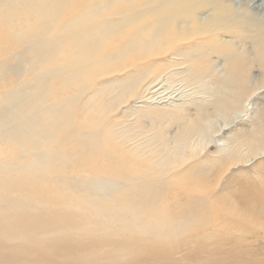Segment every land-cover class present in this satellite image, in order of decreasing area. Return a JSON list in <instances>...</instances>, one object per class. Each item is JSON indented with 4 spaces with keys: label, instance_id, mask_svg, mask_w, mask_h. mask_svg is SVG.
<instances>
[{
    "label": "rangeland",
    "instance_id": "rangeland-1",
    "mask_svg": "<svg viewBox=\"0 0 264 264\" xmlns=\"http://www.w3.org/2000/svg\"><path fill=\"white\" fill-rule=\"evenodd\" d=\"M94 2L0 0V180L40 177L42 194L62 193L60 209L68 203L83 227L48 230L46 244L73 241L62 237L66 233L83 235L98 245L84 264H264L263 39L258 32L245 41L221 35L235 42L242 59L216 52L205 60L211 69L198 74L190 66L195 46L180 47L177 56L147 57L136 39H121L120 21L129 13L111 11L124 0ZM229 2L247 10L248 0ZM135 14L139 22L140 11ZM250 18L248 29H255ZM56 114L65 115L66 128L82 118L96 121L61 142L80 145L86 155H62L69 166L58 180L43 168L52 158L25 148L29 134L42 146V128L50 133ZM106 144L124 150L122 160L121 150L108 153L122 170L104 166ZM5 194L0 185L3 206ZM44 201L33 213L59 208ZM18 207L13 213L29 211V205ZM35 247L43 251L44 241Z\"/></svg>",
    "mask_w": 264,
    "mask_h": 264
},
{
    "label": "bare ground",
    "instance_id": "bare-ground-1",
    "mask_svg": "<svg viewBox=\"0 0 264 264\" xmlns=\"http://www.w3.org/2000/svg\"><path fill=\"white\" fill-rule=\"evenodd\" d=\"M258 1L259 0H248L247 10L242 9V12H239L242 5H240L239 8H235V5L231 4L233 2H229V4L225 5L224 0H139V2L136 4L133 3L132 0H124V2H122L123 6H121V4L118 5L119 3L116 4V8H114L111 13H119L116 15H120L126 12L129 13L126 17H123L122 21H120V28H122L123 30L121 39L124 44H127V42L129 41L134 42L137 40L136 43H138L139 49L143 52H146L147 57L152 56V54L154 53L160 55L171 53L173 54V56H177V52L181 49L180 47L195 46V50H192V52H190L191 54L189 53L190 55L195 56V59L191 58V60L193 59V62H191L192 65L190 66L193 67V70H195L194 72L199 74L201 72H207L208 69H211V67L208 66V63L204 65L205 60L206 58L214 55L216 52L219 55H222L223 58L225 56L227 60L232 56L242 59L240 58L239 52L234 51L235 47L237 46L235 42L223 40L221 39V35H229L232 37L236 36L240 37L242 41H245L248 38L254 36L255 32H258L259 36L263 39L262 42H260L262 47L261 50H264V17L257 18L254 16L253 12H251L255 10L258 13H264V0H260L262 1L261 4L255 5ZM95 2H100V0H95ZM84 3L85 2H83V4ZM79 6H81V4ZM84 8L87 9V7ZM139 11V22H136L134 16H136L135 13ZM205 11L210 12L208 15L201 18L199 15ZM239 13L244 15L242 19L238 18L239 16H241L239 15ZM131 14L132 16L130 17ZM249 18L256 22L255 25L257 26L255 29H248ZM238 30L242 31L238 32ZM241 40L238 41L242 42ZM207 50H210L211 52H206ZM193 52L197 53L194 54ZM213 70L215 71V69ZM153 73L155 74L156 72ZM159 97L162 100L163 97ZM164 101L165 100H162L161 103ZM66 116L68 115L66 114ZM52 118L54 120L52 121V123L48 124L51 127V134L46 131L45 128H42V130L45 132L44 134L40 135L44 141L42 146H38V143L33 144L35 143V141L31 142L32 138H30L29 134L26 141H28V145H30L26 146L25 148L36 151L37 154H41L46 158H52L53 162L49 161L48 163H45L43 165V168L47 171L46 174L48 178H52L53 176H55L58 180L59 176L63 174L62 171H64V169L69 166L64 165L65 162L61 161L62 155L65 157L86 155V151L83 150L82 147H79L80 145L75 144L73 146L67 147L61 146V142L66 139L67 134H74V132L79 130L82 124L88 123V127L91 128L92 126H94L96 121H94L95 118L93 116H91L90 120L86 121L85 118H82L80 121H76L75 124L77 125L75 127L66 128L68 126V123L65 122L64 114L52 115ZM91 120L94 122H92ZM56 125H58L57 129ZM49 134L53 135L56 140L54 139L53 142L48 143V136H50ZM106 141L108 142V140ZM17 144L19 143L17 142ZM105 146L106 147L104 148L106 158L104 160V166L111 167L110 163L118 166V164L115 163L117 159L113 158H116L115 152H120L119 150H121V146H116L117 150L114 149L113 146H109L107 144ZM104 148H102L100 151H102ZM110 150H112V152L114 151L115 155H113L114 157L112 156V159L108 154ZM18 151L21 153L20 149L17 150V152ZM121 151L122 153L120 152L121 155H119L121 157L117 158H120L121 160L127 158V156L124 155V150ZM11 153L13 154V152ZM0 154L2 153L0 152ZM134 161L136 162V160ZM120 167L118 166V168ZM113 169L114 168H112L111 170ZM91 170H93V172L99 170V160L95 163V166H93ZM126 170H128V168H126ZM23 178L25 180L26 177ZM35 178L37 177L30 179L29 182L27 180L25 183L21 180L18 181H21L23 183H20L17 180H9L8 177L3 178L4 182L6 181L5 183L0 180V185H3L5 190L8 192V194H5V197H3L4 201H7V205L3 206L2 204H0V233H3L2 236L6 237L2 240L0 238V264H81L84 261L88 260V257L92 258V256L96 252L95 248H97L98 245L94 244L93 242H91L92 240L87 239L80 234L76 236V233L74 235H67L66 233L62 237L74 238L72 239L73 241L64 242L62 240H57L58 242L53 241V243H51V246H48L46 244L47 238H45V236H48V230H50L49 232H52V234H55L57 232H67L75 229L78 231L82 229V222H84V219L82 216L73 211L69 212L68 203L62 204L64 206L62 207V209H60L59 204L61 203H59V201H61L62 199L64 201L66 200L65 196L62 193L54 191L50 193L48 191V193L44 192V194H42V191L43 189H45V187H41L42 184H39L38 180H36ZM37 179L41 180L42 178L38 177ZM63 179L64 177H62V181H64ZM29 183L33 187L37 185L36 189H24L22 191L18 190L19 188L17 187H19L20 184H24L25 186ZM39 189H42V191ZM19 192L21 193V195H18L16 197L17 193ZM42 199H45L44 202L46 203H58L57 205H59V208L49 210L47 211L48 213H44L43 216L42 214L40 215L38 213H33V209H35V207L39 205L40 200ZM16 202H19L21 205H29L28 208L26 207L29 211L26 212L24 216H21L19 213H13L14 209L19 208L18 205H20ZM251 202L253 201L243 200V203L246 204V206L251 205L253 208V206L255 205H252ZM31 203H33L34 206H31ZM38 225L40 228L36 230L35 227ZM19 229L20 234H18ZM23 234L25 235L23 236ZM35 237L36 239L38 238L40 240H36ZM32 240H34V242ZM38 241H44L45 249L43 251H37V247H35L36 249L32 248L34 243H39ZM11 242H14V244H10ZM88 262H90L88 264L92 263L91 261Z\"/></svg>",
    "mask_w": 264,
    "mask_h": 264
}]
</instances>
